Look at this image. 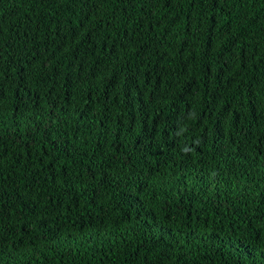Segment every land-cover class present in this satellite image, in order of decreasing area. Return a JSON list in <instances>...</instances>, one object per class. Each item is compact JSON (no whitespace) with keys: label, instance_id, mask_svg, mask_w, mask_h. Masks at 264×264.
I'll list each match as a JSON object with an SVG mask.
<instances>
[{"label":"trees","instance_id":"16d2710c","mask_svg":"<svg viewBox=\"0 0 264 264\" xmlns=\"http://www.w3.org/2000/svg\"><path fill=\"white\" fill-rule=\"evenodd\" d=\"M0 264H264V0H0Z\"/></svg>","mask_w":264,"mask_h":264}]
</instances>
